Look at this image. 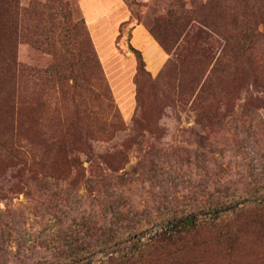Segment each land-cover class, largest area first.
<instances>
[{"label":"rangeland","instance_id":"374dc122","mask_svg":"<svg viewBox=\"0 0 264 264\" xmlns=\"http://www.w3.org/2000/svg\"><path fill=\"white\" fill-rule=\"evenodd\" d=\"M45 1L19 3L26 9ZM65 1L72 18L64 47L53 51L40 43L30 19L17 35L6 36V51H15L18 70L13 98L0 60V144L32 143L34 154L54 157L48 147L63 143L83 171L72 173L74 186L48 192L19 184L0 167V264L44 263L70 252L74 240L81 247L93 236L100 239L131 224L141 229L132 247L138 250L163 228L147 226L157 208L218 203L219 214L207 207L199 224L217 222L222 232L230 227L231 236L202 229L178 259L154 254V264H264V212L252 214L264 196L242 198L247 188H264V109L249 106L258 94L253 80L264 82V42L240 67L235 77L244 81L232 84V111L209 140L185 92L193 88L196 94L218 77L211 69L224 42L216 37L218 55L209 59L210 67L192 53L184 72L179 50L157 55L148 42L170 11L186 12L165 32L174 42L187 26L181 47L203 30L202 22H212L225 35L232 31L233 16L249 10L264 16V0H135L133 6L125 0ZM131 47L141 51L146 65L140 78ZM171 60L180 68L167 71ZM104 124L107 130L99 133ZM120 151L125 163L114 172L104 160ZM228 199L235 200V209L222 204ZM241 210L243 216H233ZM129 246L110 247L77 264H109L131 252Z\"/></svg>","mask_w":264,"mask_h":264},{"label":"trees","instance_id":"16d2710c","mask_svg":"<svg viewBox=\"0 0 264 264\" xmlns=\"http://www.w3.org/2000/svg\"><path fill=\"white\" fill-rule=\"evenodd\" d=\"M125 1L130 6L137 4L135 0ZM182 6L181 4L180 7ZM185 15L186 12L184 11H179V15L174 11H170L166 17L160 18L157 21L156 26L151 30V36L167 55L173 56L175 52L177 53L176 50H179L178 58L183 59L180 61V66L183 65V67L180 68L177 62L171 60L167 65V71L172 69L174 71V69L179 67L180 69H178L184 72L191 61L188 59L192 53V55L198 56L199 63H210V67L213 64V60L209 59L215 60L218 55V53H215L214 48V44H219L216 37L221 38L224 42L220 44L221 48H217L218 52L221 50L219 52L220 57L211 69V72L218 77L211 81V85L202 86L196 94L193 88L185 92L187 93L186 95L192 96V105L198 112V123L202 126L201 129L203 131L209 133L204 139L209 140L210 137L214 138L217 136L219 132H216L215 129L225 122L228 113L232 111V102L234 100L232 96L234 94L232 84L236 81H244L238 80L235 77L237 73L240 74V67H243L244 60L250 58L257 47L264 42V16H260L250 10L248 12L245 11L242 15L233 16L230 24L232 31L227 32L225 35L219 33L212 22H202L203 30L199 31L195 37H188L180 47V42L187 31V26L180 33V37L176 38L174 42L168 38V34L165 32L168 28L176 26L177 21L184 20ZM71 18V5L65 0H46L44 3H33L26 9L21 8L19 0H0V60H2L1 64L4 65V75L2 77L5 83H8L12 89L13 98L16 95L15 81L18 69L15 60L17 58L15 51L12 54L7 53L5 46L6 36L9 33L17 35L22 22L30 19V28H33L34 35L39 39L38 41L56 51L57 45L60 47L65 46L64 42H62L63 34H65V40L70 37L66 28L70 24ZM74 28H76V25H74ZM85 38H88L87 33L85 34ZM74 42H69L68 44L72 45ZM131 50L139 59L138 77L140 78L144 74H147L145 71L146 65L141 51L133 47H131ZM213 54L215 55L214 57ZM246 64L247 66L250 65L249 62ZM247 77L250 79L249 76ZM251 87L258 94L251 96L249 106L258 110L264 109V82L258 79L253 80ZM106 130V125L104 124L97 131L105 133ZM32 145V143L28 145L17 144L13 141L0 144L1 169L6 173L14 174L13 177L18 180L19 184L35 190L53 192L59 188L67 190L75 185V181L71 179V175L74 171H83V167L77 157L69 156L68 151H70V147L68 145L63 143L50 145L48 150L55 153L54 157L34 154L30 150ZM119 154L120 156H108L104 160L105 164L109 165L114 172L122 169L121 167L125 163V155L121 151ZM95 169H97V166ZM256 175L260 177L259 174ZM101 176H103V173H101ZM103 177L108 178V175H104ZM251 178L255 179L254 175ZM17 187V192L20 193L21 190H19V186ZM257 196H264V188H247L242 194V198ZM222 204L233 209L237 206H235L234 199H228ZM207 207L196 205L190 208H157L154 211L155 214L152 216L154 219L151 217L147 226H160L163 228L150 239L145 247L138 250H134V246L136 245V236L141 229L139 226L131 224L124 227L123 231L115 233L106 232L100 239L93 236L86 242V245L81 246L82 248L78 247L77 240H74L70 244V252L45 258V262L40 264H77L110 247L128 242L130 243L131 252L112 260L109 264H154L157 260L154 254L178 259L191 242L196 240L202 229H208L209 232L215 230L222 237L233 234V230L230 227L224 232L219 230L220 226L217 222L213 224H199V217L205 213ZM219 207L218 203L210 205L208 208H214L215 213L219 214ZM255 208L259 211L252 213L255 217L260 215V212H264V199ZM121 214L127 216L130 213L121 212ZM244 214L245 210H241L237 213L235 212L233 216H243ZM13 229L14 227L9 228L8 231L13 232ZM2 233L4 234V230ZM21 264H25L24 261Z\"/></svg>","mask_w":264,"mask_h":264},{"label":"crops","instance_id":"0c3cea01","mask_svg":"<svg viewBox=\"0 0 264 264\" xmlns=\"http://www.w3.org/2000/svg\"><path fill=\"white\" fill-rule=\"evenodd\" d=\"M89 25H90V23H89ZM144 34V33H143ZM140 35H142V34H140ZM150 35V34H149ZM137 39V38H136ZM148 39H146V41H147ZM149 42V44H150V46L152 45V46H154V48L155 49H157V51H156V54L157 55H161V53H165L164 51H163V49L160 47V45L154 40V38L150 35V41H148ZM133 43H134V45H136V43H135V40L133 41ZM142 44V43H141ZM144 47V45L142 44L141 45V47H140V49L141 48H143ZM154 58H155V55L153 56ZM151 59H152V57H151Z\"/></svg>","mask_w":264,"mask_h":264}]
</instances>
